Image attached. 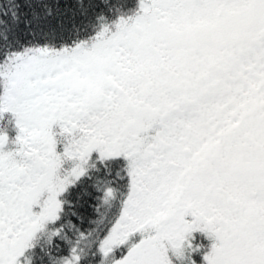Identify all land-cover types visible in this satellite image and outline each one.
Masks as SVG:
<instances>
[{
    "label": "snow or ice",
    "instance_id": "6c2138e0",
    "mask_svg": "<svg viewBox=\"0 0 264 264\" xmlns=\"http://www.w3.org/2000/svg\"><path fill=\"white\" fill-rule=\"evenodd\" d=\"M0 264H264V0H0Z\"/></svg>",
    "mask_w": 264,
    "mask_h": 264
}]
</instances>
